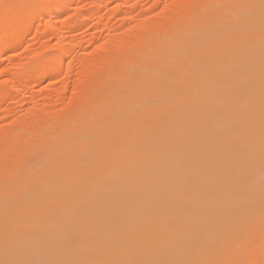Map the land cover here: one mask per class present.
I'll return each instance as SVG.
<instances>
[{
  "label": "bare ground",
  "instance_id": "obj_1",
  "mask_svg": "<svg viewBox=\"0 0 264 264\" xmlns=\"http://www.w3.org/2000/svg\"><path fill=\"white\" fill-rule=\"evenodd\" d=\"M26 1H12L1 13L6 55L22 41L30 7L34 16L51 17L66 4L36 0L26 8ZM175 1L154 20L142 11L143 20L114 42L100 41L109 49L132 38L144 47L121 55L118 73L107 68L112 57L83 59L89 76L77 79V99L63 115L45 121L51 110L34 103L30 121L15 124L28 121V137L24 127L21 140L19 129L18 136L0 134V264H259L262 0H193L188 9ZM54 25L51 19V33ZM71 43L58 42L56 51L70 53ZM44 64L36 56L21 70L32 74ZM49 64L61 69L59 54ZM63 94L59 89L54 97ZM40 127L46 131L38 133ZM13 136L20 142L36 136V144L17 156Z\"/></svg>",
  "mask_w": 264,
  "mask_h": 264
},
{
  "label": "rangeland",
  "instance_id": "obj_2",
  "mask_svg": "<svg viewBox=\"0 0 264 264\" xmlns=\"http://www.w3.org/2000/svg\"><path fill=\"white\" fill-rule=\"evenodd\" d=\"M12 1L15 2L16 0H10V2L9 0H0V15H1L0 20L1 18H3L2 12L5 11L8 4L11 3ZM67 1L69 3H67ZM161 1L163 3H161ZM35 2L36 0H27L25 2L26 4H28L26 5V8L27 6L33 5ZM174 2L176 1L175 0H160V1L158 0H125V1H122V0H66V4L65 2L62 3L64 5L60 4L61 6H64V7L59 8L57 12L51 17L47 13L46 15L43 14V15H40L39 17L34 16L33 13H31L32 10L30 7L28 9V13L26 14L27 16L26 26L27 27H26V32L22 38V41L19 43L13 44V47L9 55H6L4 54V52L0 51V91H2V93L0 92V134L3 132V130L4 131L6 130L5 132L12 130L10 134L14 136L17 134L19 135V132H20V135H19L20 140L22 139L21 135L23 134L25 135L27 134V137H28L31 132L28 133L29 132L28 126H30L28 125V121L30 120H28V116H26L27 115L26 113L28 109L33 108L36 103H38L40 107H43V108H46L45 106L47 105V108L51 110L50 111L51 114L48 113L49 116L51 115L50 117L47 116V112L43 114L44 110H41L42 112H40V114L42 113L47 118V119L45 118V121L46 120L48 121V119L49 121H52V118L58 115L60 116L61 114L63 115V107L68 103H69V106H71L72 104L70 105V102L72 101V99H77V96H75L74 94V90H75L74 87L77 82V79L81 76H84V74H86V76H89V72L87 71V69H85L86 67L83 65V59L87 60L89 58H92L90 56H93V54L95 53L97 55L98 52L101 53V56H104L108 59L112 57V61H110V63L112 64H110L107 68L109 71L114 70V73H118L119 67H120V62H119L120 56L128 52L129 49H133L134 51H137L136 48L140 50L144 47V45H141V46L135 45L134 44L135 42L133 43V41L131 40L132 38L129 40L126 38L127 40L125 42L118 40L117 41L118 44H116L118 45V47L114 46L109 49L104 48V46L101 47L102 44L100 45V41L102 40L104 42L105 41L107 42V41H112L115 39L117 40V38L120 35L119 33L122 29H127L131 25L137 22L139 23L143 20V18L142 17L140 18L139 16V14H141L142 11L149 10V12H151V15L153 16V17L148 16L149 21L151 18L154 20V17L157 18V16L162 12L163 4L168 3L169 5H172V7H175V4H177V2L176 3ZM128 5H129V8H128ZM111 9L112 11H109ZM14 12L16 13V11H12L13 15H11V17H14L15 15ZM133 15L134 16L136 15L135 17L139 16V18H135ZM11 17L9 18V20L11 19ZM51 19L55 23L54 28L56 29V31L53 32L54 34L48 30V23ZM134 20H137V21H134ZM0 23L3 25L4 23L3 20H1ZM117 34H119L118 37H117ZM141 35H143V33ZM4 37L5 36L1 34L0 38L2 39H0V41L5 40ZM11 39L14 41L15 36H11ZM66 40L67 41L70 40L72 42L71 44L72 45L74 44L73 50L70 53L68 52V50L66 51L62 50L61 52L56 51L55 45H57L58 42L61 44L66 43L67 42ZM162 50H165V48H162ZM56 54H59V56L61 57V65H62L61 69L59 68L60 65H58L59 67H56L54 70H48L50 69L49 62L52 59V57L55 56ZM36 56L37 58L39 57L43 58L45 62L44 64L45 66L43 65V67L41 66L42 68L40 67L41 70L39 68H37L38 70L35 69L36 72L34 70H31L32 74L30 72L21 70V66L25 62H27L29 59L36 58ZM48 58L49 59L51 58V59L48 60ZM28 73L32 75L31 78H30L31 75L29 74L30 75L29 76ZM86 76H84V78ZM59 89L60 90L64 89V94H63L64 96L60 98L61 100L56 99V97H54L56 93L59 91ZM32 105L34 106L32 107ZM43 108H40V109H43ZM53 114H56V115H53ZM24 119L25 121L28 120L27 124L26 122L22 123V125L19 124L20 126L19 128H17V125L15 124H18L17 122L19 120L22 121ZM25 124L28 126H26ZM21 127L26 128L24 129L26 130L24 131V133L21 132L22 130ZM18 129L20 131H18ZM16 130L18 132L17 134H14ZM37 131H39L38 133H44L46 129L45 128L41 129L40 127V129H37ZM14 136L12 138H14ZM14 139L16 141H19L20 143L18 144L16 142V145L18 144L20 149L14 152L15 155L19 156V155H22V151L25 152L26 149H30L32 143H34V145L36 144L37 137L35 136L32 139H30V142H25L23 140L20 142V140H17L18 138L17 139L14 138ZM6 140H7L6 141L7 143H9V141H11V143L13 142L12 141L13 139L10 140V138ZM11 143L10 144L5 143V144L8 146L13 145ZM21 143L23 144L25 143V144L22 145ZM2 145H3V142H2ZM20 145L22 146L20 147ZM4 147H7V146H4ZM5 171L6 169H4L3 171L4 173L1 172V174H5ZM262 248H263V245L261 246V248H257V251L255 252L258 253L259 249L262 252L264 250V249L262 250ZM262 253L264 254V251ZM262 253L259 252V255L261 254V258L263 259L264 256L262 257ZM251 256H253L254 258L253 254ZM258 258L260 259V257ZM262 259L259 260L260 261L259 264L261 263ZM253 260L251 258L250 262L249 261L248 262L251 263L253 262ZM227 262L229 264L228 260ZM251 264H254V263H251Z\"/></svg>",
  "mask_w": 264,
  "mask_h": 264
},
{
  "label": "snow or ice",
  "instance_id": "obj_3",
  "mask_svg": "<svg viewBox=\"0 0 264 264\" xmlns=\"http://www.w3.org/2000/svg\"><path fill=\"white\" fill-rule=\"evenodd\" d=\"M178 7H181L183 9H188L194 6L193 0H178ZM262 9H264V0H262L261 3ZM232 264H245L243 261H233ZM264 264V262H262Z\"/></svg>",
  "mask_w": 264,
  "mask_h": 264
}]
</instances>
